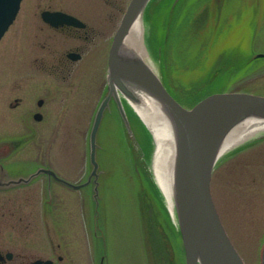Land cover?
<instances>
[{
	"label": "rangeland",
	"instance_id": "obj_1",
	"mask_svg": "<svg viewBox=\"0 0 264 264\" xmlns=\"http://www.w3.org/2000/svg\"><path fill=\"white\" fill-rule=\"evenodd\" d=\"M31 1L37 0L20 1L16 18L0 39V251L21 253V259L26 257L27 261L51 259L52 264H185L176 217L159 185L145 182L141 170L134 167L130 152L120 151L125 126L117 116L104 114L97 134L98 196L94 197L93 183L74 189L45 173L28 182L11 184V180L28 178L38 168L51 169L75 184L84 182L91 169L89 130L107 90L106 55L83 56L69 74H50L31 62L32 56H28L23 44L24 32H28L25 18L43 10L42 5L30 8ZM128 1L56 3L61 7L71 5L78 15L92 17L94 23L107 21L111 44ZM190 1L185 0L180 12L191 16L195 24L206 17L204 3L222 4V0ZM244 3L234 0V8L227 9L229 13L223 10L222 20L227 14L236 13L239 20L235 28L248 23L250 17H241L243 9L237 7ZM251 3L257 8L251 28L222 36L224 44H232L227 51L242 54L246 64L231 85L218 92L264 95V57L252 58L255 53H264V0H248ZM84 8L93 10L92 15L86 14ZM157 19L156 15L155 22ZM174 21L176 24L177 19ZM148 27L144 26L145 31ZM170 28L167 19V34ZM154 35L158 36L157 30ZM183 37L174 32L167 43L166 67L173 65V73L180 78L177 84L184 85L187 95V91L192 93L202 86L204 79L199 80L196 66L211 64L216 43L211 40L206 47L201 43L197 46ZM201 48L202 53L197 56ZM146 49L151 65L161 70L165 59L160 49L152 53L150 42ZM215 68L216 73L220 67ZM180 95L174 98L182 102ZM17 99L21 102L14 105ZM37 100L42 104H37ZM37 112L39 119L34 118ZM128 139L132 149L140 154L133 146L135 138ZM220 157L210 177L213 203L244 263L260 264L264 240V131ZM150 170L154 177L151 166ZM165 214L176 229L177 240Z\"/></svg>",
	"mask_w": 264,
	"mask_h": 264
},
{
	"label": "water",
	"instance_id": "obj_2",
	"mask_svg": "<svg viewBox=\"0 0 264 264\" xmlns=\"http://www.w3.org/2000/svg\"><path fill=\"white\" fill-rule=\"evenodd\" d=\"M148 1L130 0L114 33L107 61L108 93L116 96V89H123L121 80L128 78L152 92L172 116L176 129L174 206L185 264H245L227 235L213 203L210 177L219 144L231 127L248 116L264 119V95L239 91L214 92L185 108L167 91L161 78L145 62L121 60L119 54L123 35L137 10ZM19 3L20 0H0V38L14 19ZM43 15L70 17L62 13L44 12ZM255 57H264V53H257ZM137 64L140 65L138 71L134 70ZM123 92L128 94L124 89ZM107 94L100 101L89 130L88 158L91 169L84 182L74 184L57 176L51 169L38 168L28 178L11 180V184L28 182L39 173H45L49 178L74 189L93 183L96 197L99 173L97 134L109 99ZM118 106L124 126L133 135L119 102ZM35 117L40 118V115L35 114ZM260 264H264V240Z\"/></svg>",
	"mask_w": 264,
	"mask_h": 264
},
{
	"label": "bare ground",
	"instance_id": "obj_3",
	"mask_svg": "<svg viewBox=\"0 0 264 264\" xmlns=\"http://www.w3.org/2000/svg\"><path fill=\"white\" fill-rule=\"evenodd\" d=\"M146 11L147 6L143 5L137 10V13H135L134 18L132 19L131 23L127 27L126 32L123 35V41L122 45L120 46L119 56L123 61L135 60L139 62H145L154 72L157 73L159 78H161L162 80V71L160 70V67L154 68L153 65H151L146 49L147 43L149 44L148 41H150V29L149 27L147 31H145L144 29V26L148 25L146 21ZM139 69L140 65L134 68V70L136 71H138ZM126 79L124 78L120 80L122 81L123 89L128 94L123 92V89L119 88L116 89L115 96L114 94L108 93L107 89L106 94H109V99L103 112L107 115H114L119 119H122L119 113L118 106V102L120 103L123 112L128 118L130 128L133 132V135H130L125 127L123 133L127 138H135L133 125L134 129L138 128V125L145 127L147 136L140 139L142 146L139 142L137 143V141L133 146H135L137 149L139 148V146L142 147L143 153L147 156L148 159H143L142 155L140 159V165L141 167H144L146 175L149 179L148 181L157 182V184L159 185V189L165 196L169 209L172 210V214L173 212L175 214L174 175L176 155V129L171 118L172 116L169 110L160 103V100L152 92L140 87V85L134 83L133 81H130V79ZM165 88L172 95L168 87L165 86ZM113 96L116 97V99ZM179 103L183 107L189 108L185 103ZM100 125H102V123H100ZM149 131L152 134L151 136ZM259 131H264V119H261L259 117L248 116L236 122L220 142L217 157L213 167H215L218 160H220L221 158L220 156L224 154V152ZM150 166L152 167L154 177H152L151 175L152 173L150 170ZM163 195L162 198H164Z\"/></svg>",
	"mask_w": 264,
	"mask_h": 264
},
{
	"label": "trees",
	"instance_id": "obj_4",
	"mask_svg": "<svg viewBox=\"0 0 264 264\" xmlns=\"http://www.w3.org/2000/svg\"><path fill=\"white\" fill-rule=\"evenodd\" d=\"M202 1L204 2L207 0ZM242 1L247 2V0ZM184 2L185 0H151L149 5L147 6L146 21L150 28V50L152 51V53H156L157 49H160V52L165 59V63L163 64V67H161L163 83L166 87H168L169 91L171 93H174L176 96L178 95V93H181L182 95H180V100L184 98V101H182L183 103L194 104L202 97H205L210 93L224 91L226 87L231 85L235 75L239 72L241 73V70L243 69V64H246L242 54H233V52L227 51L232 48V44L228 42L224 44L222 36L230 32L242 31L248 26H250L251 28V24H253L254 15L256 17L255 13L257 12V8L255 4H251L250 7L246 3L237 6L239 9H243L241 17L248 16L250 17V19L248 23L247 21H245V23H242L240 28H235L238 23L237 20H239L236 16H234L236 13L233 15L227 14V17H223L225 21L222 20L221 16L223 10L224 13H229V10L227 9L234 8L231 6L232 4L234 5V0H222V4L219 6L211 4L209 2L204 3L205 6H203L204 8L206 7L205 9L207 10L206 17L196 24L194 23V21L192 22L191 16H189L188 18V15L184 11L180 12L183 6H185ZM193 2L195 1H190V3ZM156 15L158 19L155 22ZM219 16H221L220 19ZM174 18L177 19V22H179L178 24L177 22L175 24ZM167 19L170 21L171 25L168 34L164 30V25L166 24ZM226 20H228L229 22ZM218 25L221 26L218 28ZM224 25H226L227 27H223ZM156 30L158 36L154 35ZM151 31L153 33V36L151 35ZM174 32H177V37L184 36L185 38L189 39L191 44H195L197 46L198 43H201L203 47H206L208 42L211 40H215L216 48L218 45H222L219 50H217L216 48L213 49L214 57L210 65H207L205 62L203 64H200L199 62L197 63L200 64L196 66V69L199 70L197 76L199 80L203 78L204 81L201 83L202 86L199 87L197 90L192 91V93L187 91V95L184 85L181 86L180 84H177L180 78H178L176 74L173 73V65L171 66L170 64H168V67H166V50L168 48V46L166 47V45L169 41H171L170 39L172 38ZM201 32L203 34H201ZM251 32L252 30L250 29L249 34H251ZM220 38L222 42L220 41ZM201 51L202 48L199 49L200 53H198L197 56L202 53ZM249 59L250 58H247L246 60L248 61ZM218 62L224 66L221 67ZM222 62L224 64H222ZM215 67H220L218 68V71L216 73L214 72V70L216 69ZM175 95L174 97L176 98ZM133 130L135 131V140L137 141V143L139 142L142 146L140 139L145 138L147 136L146 131L143 129V126L140 125H138V128L135 129L133 125ZM123 135L124 142H122L121 144L122 148L120 149V151L130 152L134 167H136L137 169L139 168L142 172V177H144L145 182H149L144 167H141L140 165L141 156L143 155V159H148L147 156L144 155L141 146H139L138 148L140 150V154H138L136 150L134 151V148L131 147L128 141L129 139L124 133ZM149 183L151 184V182ZM165 217L166 223L170 225V229L173 231L174 239L177 240V237L175 236L174 232V230L176 229L171 226L167 214H165Z\"/></svg>",
	"mask_w": 264,
	"mask_h": 264
},
{
	"label": "flooded vegetation",
	"instance_id": "obj_5",
	"mask_svg": "<svg viewBox=\"0 0 264 264\" xmlns=\"http://www.w3.org/2000/svg\"><path fill=\"white\" fill-rule=\"evenodd\" d=\"M36 5H42L43 10L34 17L25 18L24 24L28 26V32H24L23 38L25 51L29 57L32 56L31 62L38 64L36 67L50 74H69L73 71L75 62L85 55H106L108 61L110 41L107 21L100 19L94 23L92 17H81L71 5L61 7L56 0L31 1L29 7L36 8ZM84 10L86 14L92 15L93 10ZM44 12L62 13L70 17L44 16ZM20 102L17 99L14 105ZM22 257L21 253L14 255L9 251H0V264H52L51 259L36 258L27 261L26 257L21 259ZM16 258L18 260L15 261Z\"/></svg>",
	"mask_w": 264,
	"mask_h": 264
}]
</instances>
